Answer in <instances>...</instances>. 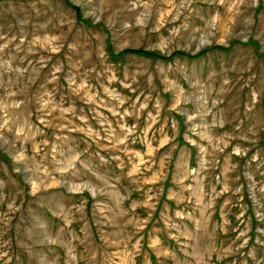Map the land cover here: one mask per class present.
Instances as JSON below:
<instances>
[{"label": "rangeland", "instance_id": "374dc122", "mask_svg": "<svg viewBox=\"0 0 264 264\" xmlns=\"http://www.w3.org/2000/svg\"><path fill=\"white\" fill-rule=\"evenodd\" d=\"M0 264H264V0H0Z\"/></svg>", "mask_w": 264, "mask_h": 264}, {"label": "trees", "instance_id": "16d2710c", "mask_svg": "<svg viewBox=\"0 0 264 264\" xmlns=\"http://www.w3.org/2000/svg\"><path fill=\"white\" fill-rule=\"evenodd\" d=\"M128 52H132V53H136V54H140V55H144V56H148V57H153V58H162V59H166L167 58L166 56H164L162 54H159V53H157L155 51L144 50V49H126V50L122 51L120 54L128 53ZM204 52H205V50H202L198 54H203ZM172 55H188V56H192V54L185 53L184 51H176ZM169 57H171V56H169Z\"/></svg>", "mask_w": 264, "mask_h": 264}]
</instances>
